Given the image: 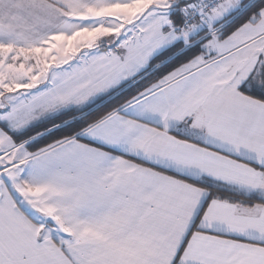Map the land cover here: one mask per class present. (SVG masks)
Masks as SVG:
<instances>
[{
    "label": "snow or ice",
    "instance_id": "obj_1",
    "mask_svg": "<svg viewBox=\"0 0 264 264\" xmlns=\"http://www.w3.org/2000/svg\"><path fill=\"white\" fill-rule=\"evenodd\" d=\"M0 264H264V0H0Z\"/></svg>",
    "mask_w": 264,
    "mask_h": 264
}]
</instances>
